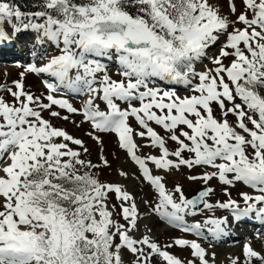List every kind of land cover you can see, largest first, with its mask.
<instances>
[{
  "label": "snow or ice",
  "instance_id": "obj_1",
  "mask_svg": "<svg viewBox=\"0 0 264 264\" xmlns=\"http://www.w3.org/2000/svg\"><path fill=\"white\" fill-rule=\"evenodd\" d=\"M17 44L0 264H264V228L214 243L264 225V0H0Z\"/></svg>",
  "mask_w": 264,
  "mask_h": 264
},
{
  "label": "rangeland",
  "instance_id": "obj_2",
  "mask_svg": "<svg viewBox=\"0 0 264 264\" xmlns=\"http://www.w3.org/2000/svg\"><path fill=\"white\" fill-rule=\"evenodd\" d=\"M18 46H19V48H18ZM28 48L30 49L29 46H28ZM17 53L21 54L20 58H18V57L11 58L14 54H17ZM28 54H30L28 49L24 48L23 46H21L19 44L15 45V46H10L9 48H6V47L0 48V57L2 56V59H0V82H5V81L10 82L11 80L19 78V72H21L23 70V68L18 67L17 65L18 64L19 65L26 64L29 61V59L31 58V56L30 55L28 56ZM110 71L115 73L116 67L112 66L110 68ZM5 74H7V75H5ZM27 84L30 87H33L34 89L38 88L39 87L38 78L35 77L34 75L28 76ZM69 130L72 131L71 127L69 128ZM108 148H109L110 152L116 151V149L114 148V146H112V144L110 142L108 144ZM93 159H95V156H93ZM110 159H112V157H110ZM115 166H116V162L114 161L113 167H115ZM103 178L115 179V176L109 175L108 173H105V176ZM176 178H178V177H174L173 179H176ZM170 183H171V181H170ZM196 187H198V186L197 185L193 186V188H196ZM186 192H188V194L191 195L192 189H186ZM233 195H235V191L233 192ZM227 214H228L227 212H224L223 215H227ZM229 218L231 219V217H229ZM146 222H148V221H146ZM148 223L150 224V226H153L152 222H148ZM262 228H264V226ZM154 229L159 234V238L161 240H165L168 237V233H166L165 230L161 226L154 225ZM246 238L251 239L252 234L246 235ZM245 239H238V241H236L237 243H235L236 247L238 248V245L241 244V242H243ZM214 243L216 244L215 250L217 252L220 250H223L224 245L227 247H231L229 244H227L225 242H222V243L214 242ZM253 243L255 244V246L259 247V243L257 241L254 240ZM226 256L223 255L222 260H224V258Z\"/></svg>",
  "mask_w": 264,
  "mask_h": 264
},
{
  "label": "bare ground",
  "instance_id": "obj_3",
  "mask_svg": "<svg viewBox=\"0 0 264 264\" xmlns=\"http://www.w3.org/2000/svg\"><path fill=\"white\" fill-rule=\"evenodd\" d=\"M6 48H9L10 46H5ZM29 47L31 48L32 47V45L30 44L29 45ZM12 48V47H11ZM18 48H19V46H18ZM7 51V50H6ZM11 55V54H10ZM30 54H28V56H29ZM0 59H2V56L0 57ZM221 214H224V212L222 213V212H220V211H218L217 212V215H221ZM252 222V221H251ZM252 223H254L256 226L258 225V226H261V227H263V225H260L259 223H257V222H255V221H253ZM245 228V229H244ZM242 229V230H241ZM241 229H239V227L238 228H235L234 230H235V232H234V230H233V232H232V234H234V233H237V231H241L242 232V235H234V237H225V238H223V239H221L218 243H222V242H227V244H229L231 247H227V246H225L224 245V249L223 250H220V251H218V258L222 261V259H223V255H228V254H230V253H232V252H235V251H238V248L236 247V244L235 243H237L236 241L238 240V239H245L246 237H244V238H242L247 232V230H248V228H247V224H245ZM244 230V231H243ZM245 232V233H244ZM231 234V235H232ZM241 243H243V242H241ZM224 244V243H223Z\"/></svg>",
  "mask_w": 264,
  "mask_h": 264
},
{
  "label": "trees",
  "instance_id": "obj_4",
  "mask_svg": "<svg viewBox=\"0 0 264 264\" xmlns=\"http://www.w3.org/2000/svg\"><path fill=\"white\" fill-rule=\"evenodd\" d=\"M14 2L17 3L19 6H21L25 10H27L29 5L31 4V0H14Z\"/></svg>",
  "mask_w": 264,
  "mask_h": 264
}]
</instances>
